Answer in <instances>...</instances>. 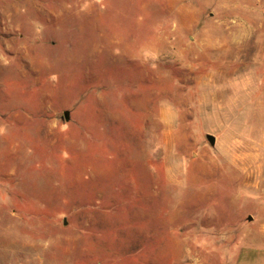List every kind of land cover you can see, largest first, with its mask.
Segmentation results:
<instances>
[{
    "label": "rangeland",
    "instance_id": "374dc122",
    "mask_svg": "<svg viewBox=\"0 0 264 264\" xmlns=\"http://www.w3.org/2000/svg\"><path fill=\"white\" fill-rule=\"evenodd\" d=\"M263 73L264 0H0V264H264Z\"/></svg>",
    "mask_w": 264,
    "mask_h": 264
},
{
    "label": "bare ground",
    "instance_id": "6f19581e",
    "mask_svg": "<svg viewBox=\"0 0 264 264\" xmlns=\"http://www.w3.org/2000/svg\"><path fill=\"white\" fill-rule=\"evenodd\" d=\"M242 41V40H241ZM243 43H239V45H244L246 44V40L242 41ZM174 55V54H173ZM175 59V58H174ZM226 63V62H225ZM219 72H215V74H211V73H206L204 74L199 81V86H198V90H197V106H198V111L201 115L204 116L205 120L208 122L209 125L215 127L216 129H224V127L227 125L228 122H230L229 120L231 118H224V116H222V104L220 103L219 98L215 95V93H210L206 90H208L210 88V86L213 85L212 82L217 81L219 79ZM220 80V79H219ZM240 81H242L240 79ZM244 82V81H242ZM244 88H249L246 86H240L239 88V93L242 90H246ZM213 89V88H212ZM224 110V108H223ZM231 114V113H230ZM226 115V114H225ZM232 122V121H231ZM240 125V123H239ZM237 126V125H236ZM242 127V126H241ZM239 129V128H238ZM241 129V128H240ZM226 130L229 132V134L231 135V131L229 128H226ZM246 132V131H245ZM262 133V131L260 132ZM237 134H233L232 137L235 139ZM239 136V135H238ZM250 142H252L250 140ZM239 146L240 145H245V141H241L238 142ZM240 148H242L240 146ZM247 148V147H245ZM244 148V149H245ZM249 149V148H248ZM250 150V149H249ZM248 150V151H249ZM247 155V154H246ZM250 157V156H249ZM247 158V157H246ZM251 158V157H250ZM243 159V157H242ZM242 159H240L242 161ZM252 159V158H251ZM248 160V159H247ZM255 160V159H254ZM249 161V160H248ZM247 161V163H248ZM252 161V160H251ZM245 162H243L244 164ZM249 164V163H248ZM245 167V166H244ZM246 168V167H245ZM247 169V168H246ZM245 173V172H244ZM252 175V174H251Z\"/></svg>",
    "mask_w": 264,
    "mask_h": 264
},
{
    "label": "crops",
    "instance_id": "0c3cea01",
    "mask_svg": "<svg viewBox=\"0 0 264 264\" xmlns=\"http://www.w3.org/2000/svg\"><path fill=\"white\" fill-rule=\"evenodd\" d=\"M262 76H263V81H264V73L262 74ZM263 105H264V103H263ZM262 111L264 112V108ZM254 142H258V144L264 145V131H262V133H259L258 136H256V138L252 140V142H249L247 144H251V143L253 144Z\"/></svg>",
    "mask_w": 264,
    "mask_h": 264
},
{
    "label": "water",
    "instance_id": "95a60500",
    "mask_svg": "<svg viewBox=\"0 0 264 264\" xmlns=\"http://www.w3.org/2000/svg\"><path fill=\"white\" fill-rule=\"evenodd\" d=\"M63 116H64V118L67 119L68 118V111H65ZM206 137H207L210 144H214L215 137L212 134H207ZM249 219H251V216H249Z\"/></svg>",
    "mask_w": 264,
    "mask_h": 264
}]
</instances>
